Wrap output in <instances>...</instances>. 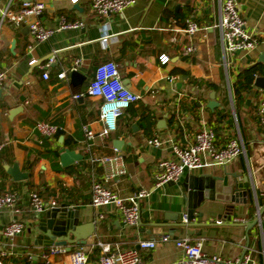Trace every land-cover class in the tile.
<instances>
[{
    "label": "crops",
    "instance_id": "crops-1",
    "mask_svg": "<svg viewBox=\"0 0 264 264\" xmlns=\"http://www.w3.org/2000/svg\"><path fill=\"white\" fill-rule=\"evenodd\" d=\"M8 1L0 0V5ZM31 1L44 3L39 20L45 27H56L61 17L84 26L54 33L39 44H33L24 26L4 22L1 27L0 72H6V79L0 87V196L16 193L20 214L0 211V263L68 264L70 252L79 247L89 248L90 260L95 261L99 244H109L112 251L135 249L140 240L169 235L170 242L155 250L138 249L144 264L178 260L181 253L173 240L182 238L201 241L206 256L228 261L248 256V264H264V217L259 220L264 205V129L256 115L264 90L253 86L239 99L234 92L242 70L256 66L264 73V63L258 62L264 54V0H236L257 45L251 52L226 57L213 28L220 19V0H136L121 14L102 19L93 13L92 0L76 4L12 0L15 8ZM189 17L199 26L193 37L178 32ZM103 32L111 36L106 44L100 42ZM190 47L193 50L188 53ZM162 55L169 58L165 65L159 61ZM50 57L55 63L47 67ZM75 60H80L77 72L82 78L75 83L67 73L65 80H58L57 74L67 71ZM106 62L117 66L123 84L140 99L123 112L116 131L100 136L102 101L88 96L86 90L95 68ZM45 72L47 80L42 77ZM212 93L218 103L213 112L206 108ZM76 95L80 97L75 99ZM203 121L215 131L218 146L236 139L243 153L223 167L208 165L185 173L176 183L154 187L157 162L172 157V145L191 144ZM40 122L55 126L56 133L40 135L35 129ZM86 131L93 133L91 140L86 139ZM154 138L162 140L164 147L146 145V140ZM115 142L120 143L118 149ZM87 145L99 156H114L117 151L121 165L91 164ZM63 149L82 160L62 166ZM14 165L27 179L12 180L7 169ZM224 172L238 175L239 182L247 178L249 187L242 189L245 204L228 203L215 192L213 178ZM105 174L110 177L108 189L122 199L140 189L148 191L140 204L137 228H126L112 206L96 210L90 205L91 181ZM31 192L45 204L53 199L57 205L77 209L80 224L94 223L86 245H67L66 254L45 258L52 247L39 244L42 234L29 202ZM236 218L241 221L233 222ZM12 219L21 221L24 229L8 243L1 233ZM218 220L223 224L217 225Z\"/></svg>",
    "mask_w": 264,
    "mask_h": 264
},
{
    "label": "built area",
    "instance_id": "built-area-1",
    "mask_svg": "<svg viewBox=\"0 0 264 264\" xmlns=\"http://www.w3.org/2000/svg\"><path fill=\"white\" fill-rule=\"evenodd\" d=\"M79 0H70L71 4H76ZM220 19L213 27L217 34L224 57L234 55L239 52H251L256 48L257 40L246 30V22L241 17L236 0H220ZM136 0H92L91 9L97 18H106L110 14H121L126 8L133 6ZM45 10L44 3L40 1L23 2L18 8L13 7L12 0L0 5V31L4 22H9L16 27L24 26L28 29L33 44L46 42L54 33L65 30H76L84 26L83 22H68L61 17L59 23L54 28H48L40 23L39 18ZM199 31V26L192 17L185 20V28L178 30L188 37H193ZM111 36L103 32L100 42L106 44ZM192 48H187L188 53ZM160 64L168 63L169 58L165 55L159 57ZM31 61L30 64H34ZM55 63V58L50 57L47 67ZM80 60H75L72 66L57 74L58 80H65L67 73L77 71ZM47 80L48 73L42 75ZM6 72H0V87L4 84ZM172 78L171 80H173ZM86 94L93 98H99L102 103L99 107V120L103 124L100 136H107L116 131L117 120L123 112L136 104L140 97L123 84L118 68L113 62H106L98 65L94 70L93 79L90 82ZM80 96H74L78 99ZM256 115L260 126L264 129V100L257 106ZM35 129L43 137H51L56 133V127L46 123H38ZM86 139L91 140L93 133L86 131ZM146 145L155 148H163L164 142L158 138L146 140ZM89 154V162L103 167L110 165H121L120 155L99 156L91 152L90 145L86 146ZM244 151L243 146L236 139L228 140L224 145L216 144L215 131L203 121L195 130L193 141L187 146L172 145V157L157 162L154 168V187L159 188L164 184L178 182L185 173L199 170L205 166H225L233 162ZM109 175H103L101 179H93L90 186V205L98 210L101 207L112 206L114 211L120 216L126 228H137L140 223V204L148 196V191L140 189L131 194L126 199L120 198L107 187ZM17 195L8 191L0 196V211L10 209L15 215L20 211L16 208ZM29 202L35 218L46 210L57 206L52 199L47 204L37 193L29 194ZM102 216H99L101 219ZM187 221V216H184ZM240 219H234L237 223ZM217 225H222L223 221H216ZM24 229V224L18 219L10 220L2 230V236L8 243L19 236ZM169 235H162L158 239L140 240L137 242L139 250H155L161 245L170 242ZM173 244L181 253V257L168 264H248L249 257L243 256L233 261L224 260L218 256H206L202 250V242H190L187 239L173 240ZM100 255L95 260H90L89 248L79 247L69 254L68 264H144V260L135 249L111 250L109 244H99ZM64 247H52L45 258L66 254ZM1 264V263H0Z\"/></svg>",
    "mask_w": 264,
    "mask_h": 264
},
{
    "label": "water",
    "instance_id": "water-1",
    "mask_svg": "<svg viewBox=\"0 0 264 264\" xmlns=\"http://www.w3.org/2000/svg\"><path fill=\"white\" fill-rule=\"evenodd\" d=\"M28 31V29H27ZM258 62L264 63V54H261L258 58ZM71 81L77 83L82 76L77 72H71L69 74ZM253 86L264 90V77H257L254 80ZM1 94V89H0ZM210 100L206 105V108L211 112L218 107V103L214 101V93L209 96ZM16 110L10 112L13 114ZM118 149L119 142L114 143ZM82 160V156L75 155L69 150L60 151V163L62 166H67L73 162ZM7 174L13 181L18 182L27 179L26 173H20L16 165L7 169ZM214 189L215 192L224 195L225 201L234 204H245L246 191L249 183L247 178H243L242 182H239V176L236 174L223 173L222 177H214ZM264 217V205L259 211V220ZM38 224L37 231L42 234V239L39 241L40 246L43 247H66L67 251L70 248L67 245H86L87 239L90 238L95 231L94 223L80 224L79 211L75 208H71L69 205H57L54 208L46 210L44 213L37 216ZM248 224L247 227H251L257 223ZM138 250V246L135 247Z\"/></svg>",
    "mask_w": 264,
    "mask_h": 264
},
{
    "label": "trees",
    "instance_id": "trees-1",
    "mask_svg": "<svg viewBox=\"0 0 264 264\" xmlns=\"http://www.w3.org/2000/svg\"><path fill=\"white\" fill-rule=\"evenodd\" d=\"M260 75H264V73L256 66H251L247 69L242 70L238 75L237 81L235 83L234 92L236 99L241 98L243 94L250 93V90L253 88L254 79Z\"/></svg>",
    "mask_w": 264,
    "mask_h": 264
}]
</instances>
